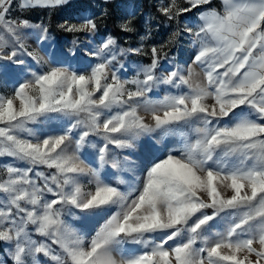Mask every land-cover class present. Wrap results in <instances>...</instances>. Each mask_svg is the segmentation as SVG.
Wrapping results in <instances>:
<instances>
[{
    "label": "snow or ice",
    "instance_id": "snow-or-ice-1",
    "mask_svg": "<svg viewBox=\"0 0 264 264\" xmlns=\"http://www.w3.org/2000/svg\"><path fill=\"white\" fill-rule=\"evenodd\" d=\"M210 4L162 3L170 21L200 10L183 29L191 63L169 69L153 47L127 78L121 58L141 49L109 36L87 62L46 60L26 40L50 39L48 28L12 17L14 0H0V61L9 62L0 68L12 89L0 92V157L13 161L0 174V243L12 264H264V0ZM59 28L98 31L91 18ZM157 132L164 147L139 163L113 151ZM86 146L96 153L82 156ZM73 210L86 214L88 232L65 219Z\"/></svg>",
    "mask_w": 264,
    "mask_h": 264
},
{
    "label": "rangeland",
    "instance_id": "rangeland-1",
    "mask_svg": "<svg viewBox=\"0 0 264 264\" xmlns=\"http://www.w3.org/2000/svg\"><path fill=\"white\" fill-rule=\"evenodd\" d=\"M16 2L17 0H14L12 17L27 18L33 24H40L48 28L50 39L39 41L37 35H30L26 40L28 49L30 51L36 50L46 60H50L51 57L55 56L67 58L73 62H87L93 59L89 55V48L94 49L97 44L110 36L116 40L118 47L122 49H141L139 53L128 52L121 58V63L124 65L121 72L127 78H131L135 75L139 65L151 61V49L153 47L162 49V53H167L166 58L162 56L161 64L169 69L177 65L187 68L191 63V57L196 51L189 34L184 32L183 29L186 26H195L199 23L198 13L200 10L194 9L192 12L180 16L177 20L170 21L159 11L161 4L168 3V0H69L66 5L55 10L37 8L25 12H21L15 6ZM180 3L183 5L184 0H180ZM205 7L220 9L221 0H211V4ZM186 17L190 20L186 21ZM84 18H91L97 23L98 31L95 35L86 37L85 34L68 33L59 28V25L65 21L79 23ZM125 24L133 30L124 31L122 26ZM112 27H115L118 35L112 31ZM176 32H179V35H174ZM77 37L81 42L74 45L73 40ZM45 49L51 53V56L45 54ZM24 59L30 64H35L28 57H24ZM7 63L9 62L0 61V65ZM23 68L24 66H12L9 71L20 72ZM196 70L199 71V68L197 67ZM6 80L5 70L0 68V92L10 94L12 89L6 83ZM166 87L162 85L161 89L157 90L161 96L163 95V89ZM146 119L150 120V117H146ZM158 138V132L143 135L134 141L132 148L113 149V151L121 157L127 156L130 161L139 163L150 151L164 147V144L157 142ZM90 139L102 143L98 137H90ZM168 142L166 140L164 143L167 144ZM96 151L97 147L86 146L81 155L83 156L86 153L94 155ZM12 162L10 157H0V174L3 173L5 164ZM16 165L25 166L20 162H16ZM124 175L127 178L131 173H124ZM87 179L85 177V180ZM73 211L76 215L70 216L66 212L65 219L72 227L88 232L89 225L84 219L86 214L80 213L79 210ZM0 244V260L5 261V264H12L7 248L3 243ZM39 259L44 261L45 264H51L45 257Z\"/></svg>",
    "mask_w": 264,
    "mask_h": 264
},
{
    "label": "trees",
    "instance_id": "trees-1",
    "mask_svg": "<svg viewBox=\"0 0 264 264\" xmlns=\"http://www.w3.org/2000/svg\"><path fill=\"white\" fill-rule=\"evenodd\" d=\"M112 31L115 33V34H117L118 35V32H117V30L115 29V27H112ZM0 246H1V244H0ZM1 248V247H0ZM40 258V257H39Z\"/></svg>",
    "mask_w": 264,
    "mask_h": 264
}]
</instances>
